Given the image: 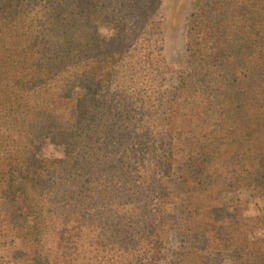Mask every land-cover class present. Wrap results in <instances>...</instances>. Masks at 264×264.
<instances>
[{
    "label": "trees",
    "instance_id": "1",
    "mask_svg": "<svg viewBox=\"0 0 264 264\" xmlns=\"http://www.w3.org/2000/svg\"><path fill=\"white\" fill-rule=\"evenodd\" d=\"M160 4L0 0L7 263L264 264V0H191L178 66Z\"/></svg>",
    "mask_w": 264,
    "mask_h": 264
},
{
    "label": "rangeland",
    "instance_id": "2",
    "mask_svg": "<svg viewBox=\"0 0 264 264\" xmlns=\"http://www.w3.org/2000/svg\"><path fill=\"white\" fill-rule=\"evenodd\" d=\"M159 14L165 19L167 32L165 36V46L163 48V56L167 64L171 66H178L184 57V25L185 21L190 13L191 0H160ZM159 15V16H160ZM100 33L104 36L108 35L106 29H101ZM172 83H175V78L172 77ZM64 141L58 137L55 140H46L38 138L35 140V154L37 159L42 163L48 160L60 159L63 156V145ZM38 175L40 178H45L44 165L40 168ZM240 201L244 203L248 208L249 215H255L258 212L259 206L261 205L260 200H252L249 198L248 193H229L225 197L227 206L233 205L234 202ZM264 238V232L257 233L254 239L259 240ZM172 248L180 246V239L172 237L171 241ZM7 252L0 248V264L7 263ZM211 264H231V259L227 255H213Z\"/></svg>",
    "mask_w": 264,
    "mask_h": 264
}]
</instances>
